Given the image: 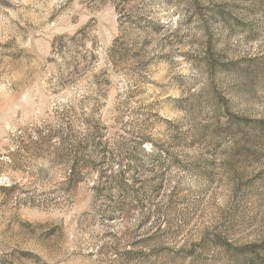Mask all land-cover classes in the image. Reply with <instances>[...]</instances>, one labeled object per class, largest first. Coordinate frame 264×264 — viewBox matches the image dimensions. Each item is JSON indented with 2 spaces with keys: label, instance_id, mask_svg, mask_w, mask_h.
<instances>
[{
  "label": "rangeland",
  "instance_id": "rangeland-1",
  "mask_svg": "<svg viewBox=\"0 0 264 264\" xmlns=\"http://www.w3.org/2000/svg\"><path fill=\"white\" fill-rule=\"evenodd\" d=\"M0 264H264V0H0Z\"/></svg>",
  "mask_w": 264,
  "mask_h": 264
}]
</instances>
